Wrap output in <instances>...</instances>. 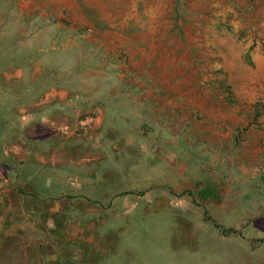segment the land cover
<instances>
[{
    "label": "rangeland",
    "instance_id": "1",
    "mask_svg": "<svg viewBox=\"0 0 264 264\" xmlns=\"http://www.w3.org/2000/svg\"><path fill=\"white\" fill-rule=\"evenodd\" d=\"M0 264H264V0H0Z\"/></svg>",
    "mask_w": 264,
    "mask_h": 264
},
{
    "label": "built area",
    "instance_id": "2",
    "mask_svg": "<svg viewBox=\"0 0 264 264\" xmlns=\"http://www.w3.org/2000/svg\"><path fill=\"white\" fill-rule=\"evenodd\" d=\"M91 122V119H86L82 124L85 125L87 123Z\"/></svg>",
    "mask_w": 264,
    "mask_h": 264
}]
</instances>
